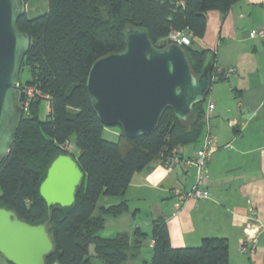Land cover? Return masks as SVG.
Returning a JSON list of instances; mask_svg holds the SVG:
<instances>
[{"label": "trees", "instance_id": "1", "mask_svg": "<svg viewBox=\"0 0 264 264\" xmlns=\"http://www.w3.org/2000/svg\"><path fill=\"white\" fill-rule=\"evenodd\" d=\"M238 1L48 0L45 13L33 18L25 13L19 18V30L31 38L21 69L29 72L24 84L49 95L50 111L41 115L43 98L37 96L23 113L10 152L0 164V207L15 211L30 224L47 222L54 249L46 256V264L136 261L148 232L137 226L132 232L103 236L100 232L108 216L121 215L129 204L126 199L111 204L100 199L124 196L136 172L158 158L164 162L174 149L196 142L205 127L206 100L194 105L186 121L179 120L168 106L155 130L140 137H128L120 125L105 126L87 87L93 63L125 50L129 26L146 28L155 47H165L164 40L172 30H187L193 36L191 44L183 47L197 75L211 53L194 45L195 38L205 34L208 12L225 13ZM110 129L118 131L113 140L106 137ZM72 137L77 155L63 147ZM61 154L76 158L84 181L71 205L49 206L40 185ZM151 236L153 254L145 264H230L226 237L208 236L196 246L174 247L163 218L153 221Z\"/></svg>", "mask_w": 264, "mask_h": 264}, {"label": "crops", "instance_id": "2", "mask_svg": "<svg viewBox=\"0 0 264 264\" xmlns=\"http://www.w3.org/2000/svg\"><path fill=\"white\" fill-rule=\"evenodd\" d=\"M207 16L205 34L195 38L194 45L215 54L213 82L205 102L206 108L209 99L215 102L210 122L218 143L208 164L210 197L187 200L177 209L173 190L191 188L195 168L183 160L167 166L159 158L134 174L124 196H103L102 203L126 199L129 204L128 211L113 216L116 224L125 223L124 229L100 232L103 236L132 232L137 226L149 234L139 258L131 264L151 259L153 221L159 218L166 221L174 247L196 246L204 237L221 236L230 241V264H264V36H250L264 27V0H239L227 12L212 10ZM231 67L234 72L222 73ZM49 111L47 105L46 115ZM108 133L116 136L118 131ZM204 133L205 127L196 142L180 146L177 154L186 158L196 152ZM251 222L263 226L256 240L249 242L253 254L241 251Z\"/></svg>", "mask_w": 264, "mask_h": 264}, {"label": "water", "instance_id": "3", "mask_svg": "<svg viewBox=\"0 0 264 264\" xmlns=\"http://www.w3.org/2000/svg\"><path fill=\"white\" fill-rule=\"evenodd\" d=\"M26 0H0V164L7 157L24 113L26 91L20 73L31 38L19 30ZM126 48L97 59L87 87L105 126L120 125L131 138L152 133L168 106L186 121L193 107L206 100L212 84L214 55L208 53L195 74L182 45L164 40L155 47L146 28L127 27ZM84 172L72 154L51 163L40 193L47 204L71 205ZM54 249L47 222L30 224L15 211L0 207V253L14 264H46Z\"/></svg>", "mask_w": 264, "mask_h": 264}, {"label": "built area", "instance_id": "4", "mask_svg": "<svg viewBox=\"0 0 264 264\" xmlns=\"http://www.w3.org/2000/svg\"><path fill=\"white\" fill-rule=\"evenodd\" d=\"M192 36V33L187 30H172L167 36V39L169 40V42L177 43L183 46L191 44ZM250 36H264V27H260L258 30L251 31ZM234 71L235 68L231 67L227 70H224L222 73L228 75ZM24 89L26 91V100L22 103L24 107V112L26 110H29L28 108L30 107L32 100H34V98H36L37 96L49 100V95L41 93L40 91L36 90V88L33 86H26L24 87ZM214 109L215 102L214 100L209 99L204 117L205 133L203 136V143L201 147L192 155L186 158H181L177 154V150L174 149V155L172 154L170 158L166 159L163 162L165 165L170 166L183 160L186 165L194 167L196 171V180L191 188L185 189L184 187H177L173 190L175 195L177 196V201L175 203V207L177 209H179L187 200L194 199L196 201H205L210 197V191L208 188V184L210 181V172L208 169V164L212 154L218 148V143L216 137L212 133L210 122ZM63 147L66 150L70 151L71 141L67 140ZM262 227V224H260L259 222H251L248 224V226L246 227L248 238L241 246V251L243 253L253 254L255 252L254 247L252 245L250 247L249 242H254L256 240V234L260 231Z\"/></svg>", "mask_w": 264, "mask_h": 264}, {"label": "rangeland", "instance_id": "5", "mask_svg": "<svg viewBox=\"0 0 264 264\" xmlns=\"http://www.w3.org/2000/svg\"><path fill=\"white\" fill-rule=\"evenodd\" d=\"M48 10V0H26V13L30 18L39 16L43 13H45ZM21 77V84H24L25 81L29 78V72L28 70L21 71L20 73ZM20 84V86H21ZM25 86V84H24ZM23 87V85H22ZM26 87V86H25ZM24 88V87H23ZM50 101L43 99L40 104V113L43 117L46 116L47 113V105L50 107ZM29 109V108H28ZM27 112V110L25 111ZM106 137L109 139H115V136L110 135L109 133H106ZM71 141V150L70 152L73 155H77L78 148L75 143V137H72ZM118 196H113L111 198H116ZM110 221L105 225V227L101 230V232H118V230H123L125 223H117L116 219H113V216H108ZM123 225V226H122ZM0 264H10L9 261L3 256V254L0 253Z\"/></svg>", "mask_w": 264, "mask_h": 264}]
</instances>
